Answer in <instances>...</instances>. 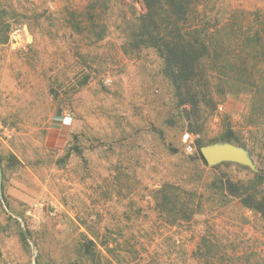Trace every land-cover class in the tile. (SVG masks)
<instances>
[{
  "label": "rangeland",
  "instance_id": "obj_1",
  "mask_svg": "<svg viewBox=\"0 0 264 264\" xmlns=\"http://www.w3.org/2000/svg\"><path fill=\"white\" fill-rule=\"evenodd\" d=\"M91 1L0 0V264H99L83 253L90 241L113 264H264V218L214 189L257 175L264 197V0H199L227 23L222 37L243 38L239 67H223L235 95L220 85L199 134L157 51L128 46L122 22L141 0H108L102 41L54 29L67 5ZM229 130L239 144L221 140ZM199 138L242 148L251 166L204 165Z\"/></svg>",
  "mask_w": 264,
  "mask_h": 264
},
{
  "label": "trees",
  "instance_id": "obj_2",
  "mask_svg": "<svg viewBox=\"0 0 264 264\" xmlns=\"http://www.w3.org/2000/svg\"><path fill=\"white\" fill-rule=\"evenodd\" d=\"M141 2L144 11L133 13L129 18L126 16L122 22L127 32H130L127 38L128 46L136 50L153 48L157 51L163 61L164 76L173 85L174 97L179 107L184 109L182 117L189 122L191 132L199 134L202 132L200 122L205 114L204 109L209 107L213 112L218 109L220 102L217 95L220 85H223L220 94L235 95L230 88L228 90L224 88L232 78L223 71V67L226 64L239 67L237 50L243 40L241 32L240 35L232 32V38L222 37L227 23L221 25L216 18L200 14L199 0H141ZM111 8L108 0H92L81 7L74 3L69 4L60 17H55L54 29L57 32L60 28L72 32H89L90 36L87 37L97 42L102 41L106 32H109L107 16ZM4 11L0 10V31L10 32V26L5 22ZM213 21L217 25L213 28L207 27ZM256 37L250 34L244 38L246 40L250 38L253 43H257ZM221 56L225 58L224 61H220ZM254 80L257 85L258 79ZM234 134L235 132L229 130L221 140L235 141L239 144L240 140L235 138ZM205 144L204 138L197 140L199 155L204 165L208 166L200 152ZM262 183L256 175L249 185L226 180L221 181L214 189L237 198L245 208L260 213L264 218V197L257 189ZM192 194L196 196L197 192ZM168 200L169 198H165V204L171 203ZM171 206L176 205L171 203ZM21 237L25 244V238L23 235ZM82 247L85 256L95 259L97 255L99 264H113L112 259L103 254V251L110 254L108 245H102L103 249L100 250L96 243L90 241L83 243ZM201 261L203 264L227 262L214 256L202 258ZM229 264L242 262L237 258Z\"/></svg>",
  "mask_w": 264,
  "mask_h": 264
},
{
  "label": "water",
  "instance_id": "obj_3",
  "mask_svg": "<svg viewBox=\"0 0 264 264\" xmlns=\"http://www.w3.org/2000/svg\"><path fill=\"white\" fill-rule=\"evenodd\" d=\"M201 155L209 166H216L223 162H236L251 166L246 152L230 143H217L203 146L200 149Z\"/></svg>",
  "mask_w": 264,
  "mask_h": 264
},
{
  "label": "built area",
  "instance_id": "obj_4",
  "mask_svg": "<svg viewBox=\"0 0 264 264\" xmlns=\"http://www.w3.org/2000/svg\"><path fill=\"white\" fill-rule=\"evenodd\" d=\"M67 117H65L64 118V120H63V122L66 124V121H67ZM187 150L189 151V152H193L194 151V147L192 146V145H189L188 147H187Z\"/></svg>",
  "mask_w": 264,
  "mask_h": 264
}]
</instances>
